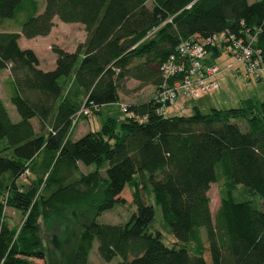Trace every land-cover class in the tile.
<instances>
[{"label": "trees", "instance_id": "obj_1", "mask_svg": "<svg viewBox=\"0 0 264 264\" xmlns=\"http://www.w3.org/2000/svg\"><path fill=\"white\" fill-rule=\"evenodd\" d=\"M54 18L81 24L85 38L72 51L52 45L54 66L43 70L17 39L47 35ZM6 20L11 28L0 31V71H7L16 118L0 98V264L44 257L38 217H46L44 207L58 195L79 191L75 184L90 194L100 187L101 198L82 221L65 264H88L94 239L98 256H118L117 264H264V99L166 116L150 97L125 104L120 120L99 114L127 93L128 80L159 90L161 63L193 34L224 32L243 42L254 35L251 46L264 59V0H42L41 10L36 0H0V26ZM206 51V62L220 53L213 46ZM88 103L99 107L77 119L99 115V128L71 139L72 116ZM79 164L93 169L83 173ZM218 173L228 186L211 215L207 190ZM40 184L48 189L45 197L36 194ZM236 184L259 205L233 200ZM124 186L134 205L126 221L96 222L120 202ZM150 194L176 241L172 246L148 230ZM93 197L84 194L72 206L91 204ZM7 207L24 215L18 227L8 223Z\"/></svg>", "mask_w": 264, "mask_h": 264}, {"label": "rangeland", "instance_id": "obj_2", "mask_svg": "<svg viewBox=\"0 0 264 264\" xmlns=\"http://www.w3.org/2000/svg\"><path fill=\"white\" fill-rule=\"evenodd\" d=\"M36 1L41 10L42 0ZM18 17L21 19L20 15ZM6 22L7 20L2 23V26H0L1 29L11 28V24ZM22 39L19 41L20 44H23L21 41ZM30 44L31 43H29V45ZM51 46L52 45L45 46V51L48 52L51 50ZM47 57L45 56L44 58L47 59ZM213 63L217 68L224 69L219 73L217 78L218 88L202 92L196 98H190L179 93L173 100L172 104L166 105L163 108L164 115H189L194 104L199 105L202 112H207L210 107H236L238 105V98L243 99L255 97L257 99H264V75L260 80H255L253 76L246 75L244 68L239 63L234 62L233 56L225 51H221L214 58ZM228 63H232V65L227 67L226 65ZM4 80L5 71H0V96L7 102L5 99V88L3 86ZM125 85L127 93H120V99L117 103L101 108L99 112L101 116L107 113L109 116L120 120L124 115V112L120 108V104L141 101L149 98L151 94V96L154 94V87L150 85L145 88H137V82L133 80H128ZM9 106L10 105L7 104L8 108H10ZM12 112L14 111L9 109V116L11 118H13ZM99 124V115L89 114L86 118L80 117L72 125L69 137L75 139L87 130H96L99 128ZM34 126L36 125L34 124ZM91 167L93 166L90 165L89 168ZM87 168L79 164V169L81 171L87 170ZM76 176L77 174L74 172L72 175V181H75ZM28 180V178H25L24 181L18 182H20L22 186H27ZM227 186L228 185L224 183V179L219 173L216 181L209 185L207 196L209 198V210L211 215L217 210L221 196L226 192ZM75 188L79 191L74 190L55 197L52 203L48 206L49 208L44 207L46 217H38L37 234L41 240L44 257L41 259H31L35 264H65L73 251L74 239L80 231L82 221L93 215L91 210L101 198V188L98 187L95 189L94 193L91 192L94 196V202L92 201L91 204H87L86 206H81L80 204V206L76 207L72 205L79 203L82 197L84 199V194L86 197L91 196L92 194L88 193L89 191L83 185L75 184ZM130 191L131 188L129 186H124L118 195L120 202L114 203L110 209L102 211L96 216V222L106 224H119L125 222L129 214L134 210V205L130 203ZM39 193L43 194V197H45L47 196L48 189L43 188V185L40 184L36 191L37 195H39ZM230 194L235 201L249 200L253 205H259V199L257 196L243 188L241 185L236 184L235 187H232ZM79 195L80 197H78ZM147 202L150 203L153 208V217L148 225V230L158 231L161 235L162 243L166 246L174 245L176 241L172 236L169 227L163 220L160 208L154 203L151 194L148 196ZM73 207L77 210V214L74 213ZM3 213L5 214L8 223L17 227L20 225L24 217L23 214L8 207L4 209ZM203 245L206 246L205 242ZM203 256L208 261L206 251H204ZM119 261L120 257L118 256L113 257L109 261L101 259L97 254L96 241L95 239L92 240L91 246L87 252L88 264H117Z\"/></svg>", "mask_w": 264, "mask_h": 264}, {"label": "built area", "instance_id": "obj_3", "mask_svg": "<svg viewBox=\"0 0 264 264\" xmlns=\"http://www.w3.org/2000/svg\"><path fill=\"white\" fill-rule=\"evenodd\" d=\"M253 40L254 35L248 36L243 42L242 39H234L231 34L219 32L204 38L193 34L180 41L174 53L160 65L165 81L152 96L159 105L156 112L162 114L163 108L172 104L179 93L196 98L202 92L218 88L219 68L213 62L205 60L206 48L210 46L232 55L234 62L244 68L246 75L253 76L255 80L261 79L264 75V59L260 56L259 50L251 46ZM231 65L232 63H228L226 66ZM98 107L93 103L82 104L81 108L73 114L72 123L80 115H87L90 109L96 110ZM120 108L124 112L125 104H120ZM128 115L130 116L129 113Z\"/></svg>", "mask_w": 264, "mask_h": 264}, {"label": "crops", "instance_id": "obj_4", "mask_svg": "<svg viewBox=\"0 0 264 264\" xmlns=\"http://www.w3.org/2000/svg\"><path fill=\"white\" fill-rule=\"evenodd\" d=\"M251 1H253V0H251ZM251 1H248V2H251ZM7 29L8 28H4V29L0 28V31L7 30ZM15 29L16 28L14 27L13 30H15ZM22 38H24V39H22ZM84 38H85V32H84L83 26L81 24H79V23H63V22L58 21L56 18H54L53 19V25H52V27H51V29L47 35L36 36V37H32V38H25L23 36H19L17 39V44L20 48L31 49L37 57L38 66L43 70H47V69H51L54 66L55 55L51 50L46 52L45 46L56 45V46L66 50V51H72L78 43L83 42ZM20 39H22L21 41L23 44H20V42H19ZM29 43H31V44L29 45ZM47 55H48V57H47ZM45 56L47 57V59L44 58ZM222 70H224V69L223 68L219 69V73H221ZM2 71H5V80L3 82V86L5 88L6 87L5 84L8 80V76H7L6 70H2ZM217 78H218V76H217ZM146 86H149V85H146ZM146 86H143V88H145ZM151 95L149 96V98L152 97ZM0 98L3 101V104H4L6 110L9 114V109L12 111L13 108L8 101L6 90H5V99L7 100V102L4 101V99L1 96H0ZM149 98H147V99H149ZM253 98H255V97H253ZM119 99H120V97H119ZM147 99H144V100H147ZM243 99H245V98H243ZM243 99L238 98L237 103L239 104V102ZM144 100L136 101V102H130V103H138V102H142ZM7 104L10 105L9 106L10 108L7 107ZM194 107L198 111H200L201 113H205V112H202L200 110L199 105H195V104L192 106V111H193ZM211 108H215V107H210L209 109H211ZM12 117L16 118V115L14 112H12ZM85 132H83V133H85ZM84 167H86V168L88 167V168H87V170L82 171L83 173L89 172L93 169V167L89 168V166H84Z\"/></svg>", "mask_w": 264, "mask_h": 264}]
</instances>
